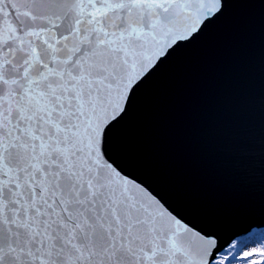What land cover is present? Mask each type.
Segmentation results:
<instances>
[{"label": "water", "instance_id": "water-1", "mask_svg": "<svg viewBox=\"0 0 264 264\" xmlns=\"http://www.w3.org/2000/svg\"><path fill=\"white\" fill-rule=\"evenodd\" d=\"M264 229V0H0V264H211Z\"/></svg>", "mask_w": 264, "mask_h": 264}, {"label": "rangeland", "instance_id": "rangeland-1", "mask_svg": "<svg viewBox=\"0 0 264 264\" xmlns=\"http://www.w3.org/2000/svg\"><path fill=\"white\" fill-rule=\"evenodd\" d=\"M234 242L231 248L219 254L214 264H264V229Z\"/></svg>", "mask_w": 264, "mask_h": 264}, {"label": "bare ground", "instance_id": "bare-ground-1", "mask_svg": "<svg viewBox=\"0 0 264 264\" xmlns=\"http://www.w3.org/2000/svg\"><path fill=\"white\" fill-rule=\"evenodd\" d=\"M239 240V239H238ZM232 243V242H231ZM235 243V242H234ZM234 243H232L227 249H229V248H231V246L234 244ZM217 260V259H216ZM215 263V262H214Z\"/></svg>", "mask_w": 264, "mask_h": 264}]
</instances>
